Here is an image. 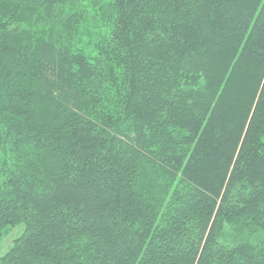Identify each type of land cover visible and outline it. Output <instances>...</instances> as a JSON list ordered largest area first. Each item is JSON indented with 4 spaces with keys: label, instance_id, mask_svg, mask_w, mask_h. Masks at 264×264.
Masks as SVG:
<instances>
[{
    "label": "trees",
    "instance_id": "trees-1",
    "mask_svg": "<svg viewBox=\"0 0 264 264\" xmlns=\"http://www.w3.org/2000/svg\"><path fill=\"white\" fill-rule=\"evenodd\" d=\"M16 228L0 264H264V0H0Z\"/></svg>",
    "mask_w": 264,
    "mask_h": 264
},
{
    "label": "rangeland",
    "instance_id": "rangeland-1",
    "mask_svg": "<svg viewBox=\"0 0 264 264\" xmlns=\"http://www.w3.org/2000/svg\"><path fill=\"white\" fill-rule=\"evenodd\" d=\"M104 1H106V0H104ZM87 13L88 14H87L86 21H84V23L81 24L80 28L77 30V33H79V34L83 31V28H85V26L88 27L89 29H94V28L90 27V24L92 23L93 19L95 20V23L99 24L98 19L93 18V17H95L96 15H98L100 13L102 15L103 10L101 9V4L100 3H94L93 7H91V5L88 6V12ZM96 20H97V22H96ZM75 24H74V26H75ZM110 25L111 24L108 25L107 31L109 30V28L111 29ZM74 29H75V27H74ZM83 43H84L83 38H81V36H78V40L76 41V44H77L76 47H78L76 49L78 51H80V50L86 51L85 53L88 55H90V53L94 52L95 48L93 46L86 45ZM219 56L222 58L223 54L220 53ZM115 90H116L115 88L111 89V93H110L109 98L107 100L108 101V109L111 110V112H114V110L116 108L118 109L119 96H118V94L114 95ZM224 96L226 98H232L233 96L235 97V96H239V95L236 93V91H234V90L230 91L229 90L228 92L226 91ZM19 232H20V228L13 229L2 240H0V256L5 254L10 249V247L13 244L14 239L18 236ZM232 234H234V232H232Z\"/></svg>",
    "mask_w": 264,
    "mask_h": 264
}]
</instances>
